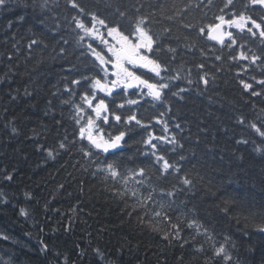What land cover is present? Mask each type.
<instances>
[{
    "label": "trees",
    "instance_id": "1",
    "mask_svg": "<svg viewBox=\"0 0 264 264\" xmlns=\"http://www.w3.org/2000/svg\"><path fill=\"white\" fill-rule=\"evenodd\" d=\"M24 2L10 0L8 9H0V77L5 73L8 77L0 82V264H65V257L68 264H104L95 255L96 248L112 264H225L212 255L207 243L203 253L196 252L194 249L204 243V237L191 241L193 233L186 227L181 236L189 239L190 244L180 248L176 241L168 244L141 225L136 216L129 217L131 209L113 196L122 184L105 180L102 173L93 175L95 166L79 151V142L70 145L69 151L58 150L54 159L48 157L45 149H58V141L66 133L69 140L74 139L71 105L61 104L69 95L63 91L65 83L75 88L74 100L79 102L83 82L82 86H73L70 81L96 73L92 57L86 48L76 45L74 33L64 19L74 14L66 0H48L46 8L40 7L44 0H29L32 7L28 8L23 7ZM83 3L101 16H110L117 4L126 8L129 15H135L136 8H140V14L151 13L156 21L155 30L172 29L168 34L171 39L165 40L177 48L172 67L183 64L191 69L190 78L194 81L191 85L186 79L174 81V85L189 90L181 93L183 99L167 92L163 104L150 97L132 95L134 89L128 90L127 95H117L121 91L117 89L113 97L106 98L111 110L126 116L131 114L130 108L149 125L147 129L134 126L121 146L112 150L108 162L115 163L122 173L145 168V177H137L144 180L141 191L146 194L155 187L154 199L171 202L169 214L173 221L180 217L182 227L187 219H197L213 233L217 246L225 243V236L231 237L225 247L233 257L232 264H261L264 233L255 230V223L259 215H264V155L255 152L251 143L254 139L259 144L260 138L237 125L236 118L244 115L248 120L255 119L260 108H264V98L241 92L236 78L240 67L227 58L230 51L236 50L221 49L214 41L203 39L189 50L183 39L197 36L196 30H186L183 24L210 21L218 13L222 0H213L211 6H207V0H83ZM107 4L113 8L106 7ZM239 6L237 0L238 9ZM21 15L25 17L23 21L18 18ZM169 16L173 19H167ZM37 17L45 20L49 29H55L59 22V30L41 35ZM61 37L69 43L64 44ZM32 39L43 43L30 49ZM201 46L204 54L199 50ZM248 46L259 51L257 45ZM61 47L64 53H60ZM216 55L224 59L217 61ZM199 63L205 65L204 71L209 74L207 87L198 81V73L203 74L195 67ZM182 75L188 74L185 71ZM249 75L264 78L255 66L244 78ZM25 88L32 95L25 96ZM256 88L259 90L258 85ZM99 95L103 98V94ZM12 96L16 99L12 100ZM126 99H138L140 103L115 108ZM49 100L51 111L45 115ZM157 119L167 122V133L163 132V123H156ZM56 121H61L62 126ZM12 127L17 129L15 134ZM101 127L116 135L127 126L110 117L109 124ZM149 133L177 137L183 147L163 154L180 163V177L187 174L191 185L184 186L175 175L157 178L159 173L150 163L151 157L143 154L150 151L142 143ZM242 137L250 138L249 144L236 143ZM153 142L158 148L163 143ZM180 156L185 159L180 161ZM8 174L12 175L11 181L4 179ZM169 190L174 191L171 197L166 195ZM29 193L30 199L26 197ZM21 208L28 211L27 216L20 214ZM253 214H258L257 221L253 220ZM44 245L46 252L41 251ZM81 251L85 252L83 257L79 255Z\"/></svg>",
    "mask_w": 264,
    "mask_h": 264
},
{
    "label": "snow or ice",
    "instance_id": "2",
    "mask_svg": "<svg viewBox=\"0 0 264 264\" xmlns=\"http://www.w3.org/2000/svg\"><path fill=\"white\" fill-rule=\"evenodd\" d=\"M66 4L74 14H70V18L66 16L64 19L67 21L71 32L74 33L76 45L86 48L87 54L92 57V69L96 74L94 76L81 75L79 79L70 81L73 86H82L83 82L84 91L79 95V102L74 100L77 95L75 88L65 83L63 91L69 95L67 99L61 100V104L71 105L70 118L74 126V139L69 140L66 133L63 139L58 141V149H45L48 157L54 159L55 155L59 154L58 150L69 151L70 145L74 146L79 142L81 145L79 151L91 165L95 166L96 170L93 175L102 173L105 180L111 179L115 183L122 184V188H117L113 192V196L123 201L126 209H131L128 212L129 217L136 216L141 225L157 233L168 244L176 241L180 248L190 244L189 239L181 236L186 227L193 233L191 241H195L198 236L204 237V243L194 249L196 252L203 253L205 251L204 244L207 243L210 245L214 257L220 258L225 264H232L233 257L225 247L231 237L225 236V243L217 246L214 242L213 233L197 219H187L183 222L184 227H182L180 217L173 221L169 214L171 202L166 204L154 199L155 187L150 188L146 194L141 191L144 180L137 179V177H145V168L130 169L126 173H122L115 163L108 162V156L112 150L121 146V142L124 141L128 132L133 131L134 126L147 129L149 125L138 119L136 113L130 108L131 114L126 116L111 110L106 98L113 97L117 89L121 90L116 93L117 95H127L128 90L134 89L132 95L150 97L152 101L163 104L167 92L183 99L181 93L189 90L174 85V81L186 79L189 85L194 83L190 78L191 69H186L183 64L176 68L172 67V63L177 58V48L165 43L166 39H171L168 34L172 32V29L166 27L161 31L155 30L153 25L156 21L152 18V14H140V8L135 9V15H129L128 10L122 9L119 4L114 8L112 4H107L106 7L113 8V11L110 16H101L96 11L88 10V6L83 3V0H66ZM47 5L48 0H44L40 7L46 8ZM211 5H213V0H207V6ZM9 6L10 0H0V9H8ZM17 6L19 7L20 4L17 3ZM23 7H32V4L29 0H25ZM18 18L21 21L25 19L22 15ZM36 19L41 26L39 29L41 35H46V31H56L60 28L59 22L56 23L55 29H49L45 20L39 17ZM167 19L171 20L173 17L169 16ZM183 28L186 30L194 29L197 32L196 37L185 36L183 38L186 41L185 47L189 50L196 48V41L201 39L214 41L220 45L221 49L236 50L234 53L230 51L227 58L236 62L240 67V71L236 73V78L241 92L246 93L249 97L264 98V78L257 79L255 75H249L247 79L244 78V75L253 66L259 69L261 75L264 76V0H240L239 9L237 8V0H222V6L218 7V13L214 14L210 21L200 24L184 23ZM176 39H180V37H176ZM61 40L64 44L69 43L63 37ZM41 43H43L42 40L32 39L28 47L31 49L33 45ZM57 43L60 41L58 40ZM249 44L257 45L259 51H253L248 46ZM199 50L201 54H204L202 46ZM64 51L65 49L61 47L60 53H64ZM81 55H85V53L82 52ZM222 59L224 57L221 55L215 56L217 61ZM240 62L246 63L241 64ZM195 67L203 73H198L199 83L207 87L210 78L208 72L204 71L205 65L199 63ZM185 71L188 74L186 77L182 75ZM7 78V73H5L4 77H0V82ZM63 79L67 81L68 78L64 77ZM212 79L214 80V77ZM257 85L259 90L256 88ZM173 87H176L177 91H171ZM59 91L60 89H57V92ZM99 94H103V98ZM24 95L30 96L32 93L25 88ZM53 95L55 96L56 93ZM11 99L15 100L16 97L12 96ZM139 103L138 99H126L124 102L116 104L115 108L124 109L126 105H138ZM51 104L52 101L49 100V108L45 111V115L51 111ZM252 107L255 108L254 103ZM259 113L253 120H248L244 115H240L236 118V124L242 129L251 130L260 138L259 144L254 139L251 140V143L255 152L264 155V115H262L264 108H260ZM110 117L117 124L122 123L127 126L126 130L120 131L116 135L106 133L101 125H108ZM257 120L260 121L259 124L256 122ZM56 123L62 126L61 121H56ZM156 123H163V132H168L166 121L162 122L157 119ZM176 127L179 128L180 125L177 124ZM11 131L15 134L17 129L12 127ZM153 141H162L163 143L158 148L157 143ZM249 142L250 138L243 137L236 141V143L244 145L249 144ZM142 143L150 149L143 154L151 157L150 163L159 173L158 179L175 175L184 186L192 184V180L188 178L187 174L180 177L182 172L180 163L176 160L170 161L163 154L168 151L175 152L177 148L183 147L175 135L169 137L149 133L147 138L142 140ZM166 145H171V149L166 148ZM184 159V156L179 157L180 161ZM4 179L11 181L12 175H5ZM138 185L140 187H137ZM175 187L173 185L174 189ZM160 191L163 193L164 189ZM166 195L171 197L174 195V191L169 190ZM26 197L30 199L31 194H26ZM129 201H131L130 204ZM19 211L23 216L28 215V211L24 208ZM257 215L253 214L254 221H257ZM255 230L264 233V215H259L258 222L255 223ZM233 247H235L234 244ZM41 251L46 252L47 245H44ZM93 251L101 261H104V264H112L111 261L105 260V254L99 248ZM79 255L83 257L85 252L81 251ZM180 260H183V256L180 257ZM65 264H68L67 257H65ZM261 264H264V260L261 261Z\"/></svg>",
    "mask_w": 264,
    "mask_h": 264
}]
</instances>
